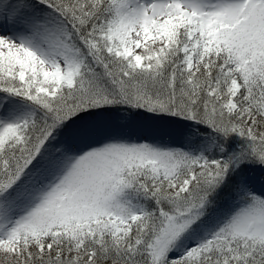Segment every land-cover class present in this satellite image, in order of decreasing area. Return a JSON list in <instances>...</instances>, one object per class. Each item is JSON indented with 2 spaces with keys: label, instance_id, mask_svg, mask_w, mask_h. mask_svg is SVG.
<instances>
[{
  "label": "snow or ice",
  "instance_id": "1",
  "mask_svg": "<svg viewBox=\"0 0 264 264\" xmlns=\"http://www.w3.org/2000/svg\"><path fill=\"white\" fill-rule=\"evenodd\" d=\"M0 264H264V0H0Z\"/></svg>",
  "mask_w": 264,
  "mask_h": 264
}]
</instances>
